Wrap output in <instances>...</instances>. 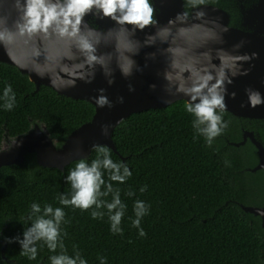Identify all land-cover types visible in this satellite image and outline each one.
I'll return each instance as SVG.
<instances>
[{"label":"trees","instance_id":"16d2710c","mask_svg":"<svg viewBox=\"0 0 264 264\" xmlns=\"http://www.w3.org/2000/svg\"><path fill=\"white\" fill-rule=\"evenodd\" d=\"M252 0H206L231 14V25H240V5ZM191 8L187 9L190 10ZM12 86L15 107L5 110L0 99V148L9 139L44 124L50 136L61 146L68 135L92 119L95 106L87 100L59 94L50 86L37 88L28 74L12 64L0 61V97ZM185 101L166 107L132 113L113 132L118 152L107 147L111 159L127 165L132 175L124 183L108 180L119 190L126 205L121 233L111 231L108 211L93 219L92 209L65 207L59 195L72 189L65 180L76 161L64 170L38 163L29 153L21 164L0 167V264H51L43 241L37 243L38 255L29 260L20 255L18 242L6 238L21 235L31 225V204L43 209L63 207L61 237L66 254L79 252L87 264H264V227L261 217L245 211L241 204L264 206V171H252L258 164L256 146L243 140V132L252 130L264 144V119L223 113L227 129L208 146L192 127L193 116L186 112ZM95 149L86 158L96 159ZM147 186L145 191L140 189ZM135 194L129 196V192ZM112 194L102 199L111 202ZM148 207L139 229L135 201ZM5 249L3 251V247Z\"/></svg>","mask_w":264,"mask_h":264},{"label":"clouds","instance_id":"9594fccd","mask_svg":"<svg viewBox=\"0 0 264 264\" xmlns=\"http://www.w3.org/2000/svg\"><path fill=\"white\" fill-rule=\"evenodd\" d=\"M202 6H206V0H185V11L178 12L166 25H161L152 0H0V46L17 63L19 62L13 55L12 45L18 40L26 44L33 41L40 44L51 41L58 50L66 48L67 54L62 55L59 65V73L62 75H49L50 82L58 90L76 87L78 81L90 84L98 70L105 76L107 83L112 85L115 83L117 69L127 79L135 71L142 72L147 67L148 60H155L158 54L163 55L166 57L165 67L159 73L164 81L163 90L170 96L182 94L188 98L184 107L193 116L192 127L211 146L214 139L228 127V123L223 120L228 86L234 83V78L249 74L251 68H245L244 65L258 58V53H241L239 50L245 44L241 40L232 46L231 51L217 47L213 53L209 49L200 54L203 60L194 58L191 64L183 69L179 68L174 42L169 39L173 29L177 33H183L187 28H206L215 33V44L226 43L222 34L228 29L208 19V13ZM189 8L193 10L191 13L187 10ZM88 16H92L94 20H110L113 27L107 33L98 31L88 24ZM189 19L193 21L191 25L188 23ZM217 28L219 32H216ZM113 31L131 38L137 37L138 33H144V38L142 41L135 39L131 46L123 50L119 43L113 45V56L112 52L101 51V46H109V42L104 39L105 35ZM158 43L162 47L158 48ZM144 48H156V51L145 53L146 63L141 66L135 57ZM36 55H40L39 50ZM113 59L115 67L112 66ZM216 60L219 61L218 64L214 62ZM33 70L42 78L47 74L39 69ZM150 88L155 90L157 85L152 84ZM129 90L134 91L131 84ZM97 92L93 99L99 108L114 107V102L105 94V88H100ZM246 93L248 105L252 108L264 104V96L258 90L248 88ZM236 95L235 91L231 93L233 99ZM0 99L4 101L5 110L11 111L15 107L16 95L11 85L4 88ZM118 99L123 103L122 96ZM108 129L109 125H102L104 135H108ZM14 146L20 145L16 142ZM94 148L98 153L97 158L90 164L84 158L79 159L65 177L72 189L70 198L68 195H59L57 199L65 207L79 208L82 211L92 209L93 219H102L104 212L100 209L106 208L111 231L122 234L120 224L126 205L121 201L119 190L114 191L112 183L105 181L104 171L108 172L109 181L120 183H124L132 172L127 165L114 162L107 147L94 145ZM146 187H142L140 191H145ZM109 194L113 197L111 202L102 199ZM134 194L131 191L128 193L129 196ZM31 212L29 219L35 217L31 225L24 229L22 236L6 238L7 243L18 242L21 246L20 255L35 260L38 255L37 243L43 241L53 253L58 248L61 249L59 254L49 257L51 264H87L79 252L74 257L66 254L61 237V224L65 218L63 207L53 208L46 204L41 209L40 204L32 203ZM134 212L136 219L132 221V226L138 228L139 235L144 237L146 232L140 224L142 217L148 212V207L143 201L137 200L134 203ZM101 264H104V259H101Z\"/></svg>","mask_w":264,"mask_h":264},{"label":"water","instance_id":"95a60500","mask_svg":"<svg viewBox=\"0 0 264 264\" xmlns=\"http://www.w3.org/2000/svg\"><path fill=\"white\" fill-rule=\"evenodd\" d=\"M152 2L157 10L156 15L161 25H166L168 20L175 17L178 12L185 11V0H152ZM202 7H205L204 10L208 13V19L216 21L219 25L228 29L227 32L222 34L226 43L223 45L215 44L213 42L215 33L208 31L206 28H187L183 33H177L173 29L172 37H169V39L174 42L178 67L183 69L191 64L194 58L203 60L204 58L200 54L209 49L213 50V53L217 47H223L231 51L234 44L244 40L245 44L239 51L241 53L256 52L258 58L250 64L244 65L245 68H251L247 76L234 78V83L228 86V94L225 96L227 106L225 111L239 117L264 119V104L252 108L248 105L246 93V89L253 88L264 96V0H257L246 7L242 6L241 24L238 26L230 24L231 14L226 9L213 4H206ZM188 11L191 13L193 10ZM14 16L15 13H13ZM86 20L91 27L104 33H107V30L113 27V22L110 20H94L92 16L86 17ZM188 23L191 25L193 21L189 19ZM146 31L154 30L146 29ZM216 32H219V28L216 29ZM143 38L144 33H138L137 37L131 38L123 33L113 31L111 34L105 35L104 39L109 42V46H101V51L112 52L115 56L113 45L119 43L121 50H123L131 46L135 39L142 41ZM157 47L162 46L158 43ZM37 50L40 52L39 56L36 55ZM12 51L19 63L10 57L3 46H0V61L15 65L21 72L28 74L37 88L46 85L52 87L59 94L89 101L95 106V113L90 121L73 130L61 146H57L56 141L50 136L44 124L36 123L29 132L9 139L0 148V167L21 164L27 154L35 153L39 164L64 170L71 162L88 158L95 149L94 145L108 146L118 152L112 137L113 132L132 113L151 108H162L178 100L188 99L182 94L170 96L163 90L164 81L159 75L165 67L166 57L163 55L158 54L155 60H148L147 67H144L142 72L135 71L127 79L117 69L115 83L112 85L107 83L105 76L98 70L92 83L78 81L76 87L58 90L53 87L49 75L57 77L62 75L59 73V65L62 55L67 54L66 48L58 50L51 41L44 44L36 41L26 44L18 40L12 45ZM153 51H156V48L142 49L140 55L135 57L138 64L145 65V53ZM214 62L219 63L218 60ZM21 65L25 66L22 67ZM112 66L115 67V59L112 61ZM33 69H39L47 74L42 78ZM129 84L133 86L134 91L129 90ZM152 84L157 85L155 90L150 88ZM100 88L106 89L105 94L114 102V107L99 108L96 105L93 97L98 94L97 90ZM233 91L237 94L235 99L231 96ZM121 96L124 98L123 103H120L118 99ZM105 124L109 125L108 135H104L102 131V125ZM248 137L257 147L259 156V163L251 170H264V145L255 138L253 132L245 131L244 140L233 144L239 146ZM16 142L20 146H14ZM241 206L245 211L260 216L264 227V206L244 204H241ZM4 249L5 246L3 251Z\"/></svg>","mask_w":264,"mask_h":264},{"label":"flooded vegetation","instance_id":"af4514ba","mask_svg":"<svg viewBox=\"0 0 264 264\" xmlns=\"http://www.w3.org/2000/svg\"><path fill=\"white\" fill-rule=\"evenodd\" d=\"M257 0H252V2L250 3V5L253 3V2H256ZM242 6H245L244 4H241L240 5V11H239V13H240V22H241V11H242ZM246 7V6H245ZM241 24V23H240ZM245 131H251V132H253L254 133V136H255V138L257 139V140H259L258 138H257V136H256V134H255V132L254 131H252V130H245ZM245 131L243 132V140H244V133H245ZM242 140V141H243ZM248 140H250L251 142H252V140H251V138H249L248 137V139L243 143V144H245ZM260 141V140H259ZM261 142V141H260ZM234 143H237V142H234ZM253 143V142H252ZM262 143V142H261ZM254 144V143H253ZM263 144V143H262ZM264 145V144H263ZM257 148V147H256ZM257 155H258V153H257ZM259 157V156H258ZM258 163H259V161H258ZM258 170H263V169H258ZM257 171V170H256ZM264 171V170H263Z\"/></svg>","mask_w":264,"mask_h":264},{"label":"rangeland","instance_id":"374dc122","mask_svg":"<svg viewBox=\"0 0 264 264\" xmlns=\"http://www.w3.org/2000/svg\"><path fill=\"white\" fill-rule=\"evenodd\" d=\"M5 143H6V142H4V144H5ZM4 144H3V145H4Z\"/></svg>","mask_w":264,"mask_h":264}]
</instances>
